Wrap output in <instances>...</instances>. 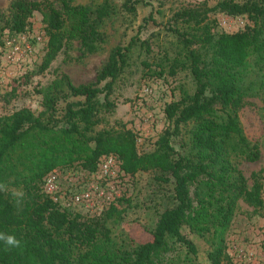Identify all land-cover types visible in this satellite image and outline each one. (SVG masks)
I'll list each match as a JSON object with an SVG mask.
<instances>
[{"label": "trees", "instance_id": "trees-1", "mask_svg": "<svg viewBox=\"0 0 264 264\" xmlns=\"http://www.w3.org/2000/svg\"><path fill=\"white\" fill-rule=\"evenodd\" d=\"M150 1L123 0V21L132 23L137 5ZM35 13L47 37L43 71L74 42L82 55L99 51L106 42L104 23L118 7L108 0L99 5L10 0L0 9V48L5 38L25 33ZM213 14L244 17L246 24L234 33L217 32ZM171 21L166 30L175 43L171 54H164L166 67L149 75L185 71L194 88L182 89L179 99L165 106L167 126L153 150L141 153L125 125L98 129L115 109L110 96L135 48L149 51L139 31L111 50L94 82L75 86L58 73L37 90L38 114L21 108L0 116V234L5 237L0 264H198L187 233L208 243L206 264H232L226 237L239 202L264 209L262 170L246 178L239 168L260 158L239 113L249 98L264 102V0H217L211 7L202 1L180 8ZM106 156H113L126 176L150 172L157 185L171 188L157 198V219L151 230L144 227L145 237L114 235L111 225L122 221L129 198L121 196L88 218L60 210L43 192L44 179L54 170L94 173ZM9 235L19 246L5 242Z\"/></svg>", "mask_w": 264, "mask_h": 264}, {"label": "rangeland", "instance_id": "rangeland-1", "mask_svg": "<svg viewBox=\"0 0 264 264\" xmlns=\"http://www.w3.org/2000/svg\"><path fill=\"white\" fill-rule=\"evenodd\" d=\"M104 1L72 0V3L99 5ZM108 1L118 7V13L104 23L102 30L106 34V42L102 48L95 53L82 55L79 44L74 42L43 71L40 70V66L45 55L47 37L41 15L38 13L33 15L30 27L23 34L27 38H34L37 35L44 37L36 44L35 56L28 64L25 73L17 74L15 78H6L0 69V116L11 114L21 108H28L38 114L42 110V105L37 90L46 87L58 73L67 75L75 86L94 82L111 50L117 45H125L139 31V38L148 43L149 51L146 52L139 46L135 48L130 66L117 80L110 96L115 103V109L98 129L115 127L117 124L125 125L136 135L138 150L141 153L153 150L158 135L167 126L165 106L178 100L182 89L192 92L194 88L189 74L185 71H179L174 76H169L167 73L161 77L149 75L150 71H159L161 66L166 67L164 54L170 55L175 43L174 37L166 28L172 24L174 13L188 5L185 0H151L147 5L140 3L137 5L136 19L129 23L123 21L119 11L123 0ZM204 1L209 7L217 2V0ZM9 2L10 0H0V9L5 10ZM211 19L216 20L217 32L234 33L246 24L244 17L213 14ZM2 61V53H0V65ZM142 62H145L147 67H144ZM165 70L168 72L167 68ZM147 72L148 76H143V73ZM247 102L248 104L239 113V120L247 138L251 142L258 143L260 158L253 163L242 162L239 168L246 178H249L252 172L262 170L263 182L264 102L260 98H249ZM177 142L175 141L174 145L178 148ZM120 184L122 197L131 201L123 206L126 211L122 221L111 225L114 235L119 237L123 232L133 238L145 237L144 229L151 230L157 219L155 211L159 202L157 198L169 194L171 188H161L157 185L153 173L150 172L139 173L134 177L122 176ZM167 200L165 199L164 204ZM163 206L161 204L159 210H162ZM184 233H187V230H184ZM187 235L197 247L198 264H206L208 243L205 239L188 233ZM226 246V253L232 264H264V209L255 211L243 202H239L226 237Z\"/></svg>", "mask_w": 264, "mask_h": 264}, {"label": "built area", "instance_id": "built-area-1", "mask_svg": "<svg viewBox=\"0 0 264 264\" xmlns=\"http://www.w3.org/2000/svg\"><path fill=\"white\" fill-rule=\"evenodd\" d=\"M204 0H185L193 6ZM44 35L27 38L19 34L6 38L0 49L2 62L0 69L6 78H15L25 73L35 56L36 44ZM125 174L113 156L103 157L97 171L81 173L54 170L44 179L43 192L60 210L73 211L83 217L94 218L104 212L122 196L120 178ZM264 194V179H263Z\"/></svg>", "mask_w": 264, "mask_h": 264}, {"label": "clouds", "instance_id": "clouds-1", "mask_svg": "<svg viewBox=\"0 0 264 264\" xmlns=\"http://www.w3.org/2000/svg\"><path fill=\"white\" fill-rule=\"evenodd\" d=\"M0 239H5V237L3 236V234H0ZM8 245L11 246H19V241H17L15 239V237L9 235L6 237V241H5Z\"/></svg>", "mask_w": 264, "mask_h": 264}]
</instances>
